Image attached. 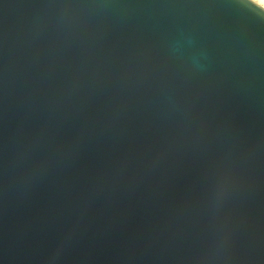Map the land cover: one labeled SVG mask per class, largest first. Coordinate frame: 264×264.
Returning a JSON list of instances; mask_svg holds the SVG:
<instances>
[{"label":"water","instance_id":"95a60500","mask_svg":"<svg viewBox=\"0 0 264 264\" xmlns=\"http://www.w3.org/2000/svg\"><path fill=\"white\" fill-rule=\"evenodd\" d=\"M0 264H264V8L0 0Z\"/></svg>","mask_w":264,"mask_h":264},{"label":"snow or ice","instance_id":"6c2138e0","mask_svg":"<svg viewBox=\"0 0 264 264\" xmlns=\"http://www.w3.org/2000/svg\"><path fill=\"white\" fill-rule=\"evenodd\" d=\"M258 4L261 5V7H264V0H256Z\"/></svg>","mask_w":264,"mask_h":264},{"label":"bare ground","instance_id":"6f19581e","mask_svg":"<svg viewBox=\"0 0 264 264\" xmlns=\"http://www.w3.org/2000/svg\"><path fill=\"white\" fill-rule=\"evenodd\" d=\"M253 1H255L256 2V0H253ZM260 5V4H259ZM264 8V7H263Z\"/></svg>","mask_w":264,"mask_h":264}]
</instances>
